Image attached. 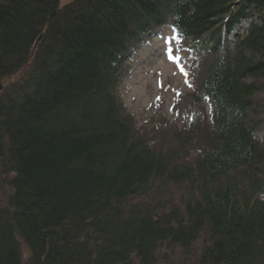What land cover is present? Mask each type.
<instances>
[{"label": "trees", "instance_id": "obj_1", "mask_svg": "<svg viewBox=\"0 0 264 264\" xmlns=\"http://www.w3.org/2000/svg\"><path fill=\"white\" fill-rule=\"evenodd\" d=\"M166 35L208 109L151 134L119 86ZM0 83V264H264V0H0Z\"/></svg>", "mask_w": 264, "mask_h": 264}, {"label": "rangeland", "instance_id": "obj_2", "mask_svg": "<svg viewBox=\"0 0 264 264\" xmlns=\"http://www.w3.org/2000/svg\"><path fill=\"white\" fill-rule=\"evenodd\" d=\"M176 42L168 37L166 43L155 40L143 49L119 86L124 107L141 131L159 134L187 126L194 112L208 109L206 100L194 98L207 65Z\"/></svg>", "mask_w": 264, "mask_h": 264}, {"label": "water", "instance_id": "obj_3", "mask_svg": "<svg viewBox=\"0 0 264 264\" xmlns=\"http://www.w3.org/2000/svg\"><path fill=\"white\" fill-rule=\"evenodd\" d=\"M39 39H40V38H39ZM39 39H38V40H39ZM1 87H2V84L0 83V88H1Z\"/></svg>", "mask_w": 264, "mask_h": 264}, {"label": "bare ground", "instance_id": "obj_4", "mask_svg": "<svg viewBox=\"0 0 264 264\" xmlns=\"http://www.w3.org/2000/svg\"><path fill=\"white\" fill-rule=\"evenodd\" d=\"M197 51H199V49L196 47Z\"/></svg>", "mask_w": 264, "mask_h": 264}]
</instances>
